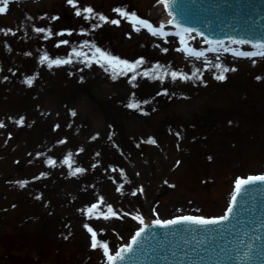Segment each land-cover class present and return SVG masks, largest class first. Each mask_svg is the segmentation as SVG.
I'll list each match as a JSON object with an SVG mask.
<instances>
[{
	"label": "rangeland",
	"instance_id": "obj_1",
	"mask_svg": "<svg viewBox=\"0 0 264 264\" xmlns=\"http://www.w3.org/2000/svg\"><path fill=\"white\" fill-rule=\"evenodd\" d=\"M159 3L77 0V7L109 20H119L112 11L119 7L159 21ZM75 11L67 0H22L0 14V264H104L103 249L91 247L85 224L111 252L140 224L133 216L219 215L236 178L264 173V57L255 64L229 56L189 60L175 44L130 30L126 18L113 25ZM97 23L102 26L93 29ZM33 28L53 35L44 40ZM60 31L72 35L56 36ZM60 40L69 43L57 48ZM92 45L130 64L144 63L113 80L124 66L106 72ZM73 48L96 62L86 66L79 62L85 57H73L51 69L39 64L41 52L68 58ZM217 63L235 71L217 80ZM145 71L149 76L139 75ZM171 72L192 78L174 81ZM156 75L163 81L151 78ZM29 76H35L31 86L23 83ZM130 102L139 107H127ZM217 110L226 116L221 126L190 125L193 116ZM70 152L71 169L83 173L70 176L61 163ZM49 158L56 166L46 163ZM101 197L103 204L87 214ZM108 205L116 216L104 219Z\"/></svg>",
	"mask_w": 264,
	"mask_h": 264
},
{
	"label": "water",
	"instance_id": "obj_2",
	"mask_svg": "<svg viewBox=\"0 0 264 264\" xmlns=\"http://www.w3.org/2000/svg\"><path fill=\"white\" fill-rule=\"evenodd\" d=\"M198 2L214 15L212 25L219 22L226 31L251 38L257 27L264 29V0ZM123 255L117 264H264V181L241 188L227 221L147 227Z\"/></svg>",
	"mask_w": 264,
	"mask_h": 264
},
{
	"label": "snow or ice",
	"instance_id": "obj_3",
	"mask_svg": "<svg viewBox=\"0 0 264 264\" xmlns=\"http://www.w3.org/2000/svg\"><path fill=\"white\" fill-rule=\"evenodd\" d=\"M9 2H10V0H0V5H2V6H0V14H3V13L6 12ZM159 2L160 3H164L165 4V8L167 9L168 4H167L166 0H159ZM67 3L69 5H71L73 8L76 9L75 15L77 17H80V16L83 15V19L84 20L98 19L102 23H110V24H113V25H119L120 24V20H118V19L109 20V18L106 17L105 15L100 14V13H96L93 10V8H91V7H84L81 10L79 7H77V0H67ZM112 11L114 13H118L120 17L128 19L129 22L132 23V27H133L134 31H140V28H146L151 33V35H153V36L159 35L162 38L165 37V36H168V35H177V36L180 35L179 32H177V33L164 32L163 31V28H164L163 24H161L159 26V28H155V27H153V25L150 22L138 18L135 13L129 14L122 8H119V7L113 8ZM57 19H59V17H57V16L51 17V20H57ZM168 23L172 24L173 21L169 20ZM137 24H139L140 27H137ZM101 26H102L101 23H97V24L92 25L93 29L99 28ZM8 31H11V30H8ZM33 31L35 33H44V36H43L44 40H48L53 35L51 29L46 30L44 28H33ZM184 31L187 32L189 30L188 29H184ZM0 32H4V30L0 29ZM7 34L8 33L5 32V35H7ZM12 34L15 35V33H12ZM65 34L70 36V35H72V32H70V31H60V32H56L55 33L56 36H63ZM84 34H87V33H84ZM68 43H69L68 40H60L55 46L57 48H59L61 45H67ZM87 43L88 42L85 41L84 45H87ZM181 43L182 44L184 43L183 38H181ZM239 43H244V41H240ZM84 45H81V47H83ZM5 47H7V45H5ZM92 47L95 49V53L98 54L97 60H102L104 62V63H101L100 66L104 67L105 64L108 65V67H104V70L106 72L109 71L110 69L111 70H115L120 65L124 66L123 69H121L120 72H117L116 74H114L112 76L113 80L116 79L117 75H119V74H127V71H134L139 65L144 63L143 59H140V60H137L134 64H130L126 60H120L118 57H114V56H111L108 53L103 52L100 48L96 47L95 45H92ZM256 47H258L261 50L252 51V52L234 51L233 55L244 56V57H249V58L257 57V56L264 57V44L257 45ZM162 51L166 52L167 49H162ZM177 51H185L186 55L194 56L197 59H199L200 57H202L204 55L203 51L194 50V49H192L190 47H187V45H185V47L183 49H177ZM207 51H213L214 52V51H216V49L209 48V49H207ZM225 51H228V49H225ZM25 55H31V54L30 53H25ZM73 57H85V59L80 60L79 62L85 63L86 66H90V64L92 62H96L95 60H93V58L87 57L85 55V53H83L81 51H78L76 48H73L72 52L69 53L68 58H55V59H52V58L49 57V54L47 52H41V54L39 56V64H41V65H45L46 64L47 67L49 69H51L53 66L59 67V66H62V65L73 63ZM217 59H219V57H217ZM252 62H253V64L256 63L255 60H253ZM214 67L217 68V69H220V74L215 77L217 80H224L225 79V76H224L225 72H228L230 70L231 71H235L234 68L233 69H229L227 67H222L221 64H219V63L215 64ZM154 68H155V70L158 71L160 66L156 65V66H154ZM125 69L127 71H125ZM165 71L167 72V70H165ZM169 74L171 75V78L174 81L177 78H180V79H191L192 78V77L183 75V74L178 73V72H171ZM139 75L149 76V73L147 71H145L143 73H139ZM192 75L196 76V72L194 71ZM151 78L152 79H160L161 81H163V79H164L163 75H156V76H152ZM5 79H7V77H5ZM34 79H35V76L26 77L25 80L23 81V83H25L28 86H31ZM135 79H136V76H132L129 82L131 83V81L135 80ZM257 79H260V77H257ZM135 86L136 85L133 84V87H135ZM145 103H147V101H145ZM127 107H129V108H138L139 104L130 102L127 105ZM72 115H75V112H73ZM15 123L18 126L23 125L24 118L21 117ZM4 126H5L4 123L0 122V128H3ZM95 138L96 137L94 136L92 139H95ZM146 142L147 143H155V141L152 138H149L148 141H146ZM59 143L63 144V143H65V141L61 140ZM38 155H40V154H38ZM72 155L73 154L71 152L68 153V155L64 158V160L61 161L62 164L68 165L70 169H71V163H72V161H71ZM46 163L49 166H56V161H54L51 158L47 159ZM93 167H96V165H93ZM84 171H85V169L80 168V167H76V168L71 169L69 171V175L70 176H75V175H77L79 173H83ZM43 175H46V174L45 173H41V176H43ZM121 175H123V172H121ZM37 179H39V177H37ZM255 181H264V175H262V176H250L247 179H239L238 178L235 181V192L232 195V203L229 204V207L226 210L225 214L223 216L219 217V218L206 219V218L199 217V216H178V217H175V218L170 219V220H163V221L156 220L153 223L156 224V225H159L160 227H167V226H170V225H180V224H182L184 222H189L191 224H196V225H218L222 221H227L229 219V214L233 212L232 204L235 203V201L237 199V193H239L241 191L242 186L252 184ZM26 183H27V181L19 182L20 187H24V185ZM122 187H123L122 185H118L117 188H116V191L120 192ZM132 195H136V192H133ZM37 199H39V197H37ZM99 204H103V198L102 197L100 198L98 203L92 204L91 207H89L86 210L87 214H89L91 216V214L93 213V210L97 209ZM101 215L103 216L104 219H109L112 216H116V213L113 211L112 206L108 205L107 206V213H101ZM125 215H127V214H125ZM132 218L134 220L135 219H139L140 223L143 224V219L142 218L137 217V216H133ZM84 227L90 233V236H91V247L93 249H96L98 247L103 249V253H104L105 257L107 258V264H115L116 261H123L125 259V256L123 255V253L132 251L133 244L138 243V237H140L145 231V228L141 227L135 233V235L132 237L131 242L126 247L117 250L115 252V254L112 255V254L109 253V248H108L107 243L106 242H99L98 239H97V233L91 227H89L88 224H85Z\"/></svg>",
	"mask_w": 264,
	"mask_h": 264
},
{
	"label": "bare ground",
	"instance_id": "obj_4",
	"mask_svg": "<svg viewBox=\"0 0 264 264\" xmlns=\"http://www.w3.org/2000/svg\"><path fill=\"white\" fill-rule=\"evenodd\" d=\"M173 42H177V40L175 38H173ZM225 56L221 51H218L217 54L214 53H204V55L202 57H200L199 59L194 58V57H189L190 59H197V60H201V61H207L209 63H213V62H217L218 59L217 57H223ZM188 57V56H187ZM106 263V261H104ZM102 261H99V264H102Z\"/></svg>",
	"mask_w": 264,
	"mask_h": 264
}]
</instances>
